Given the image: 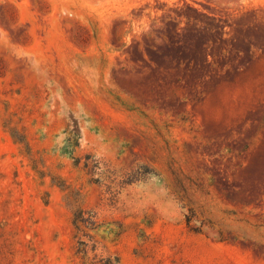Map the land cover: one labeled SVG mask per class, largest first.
Returning <instances> with one entry per match:
<instances>
[{"label":"rangeland","instance_id":"374dc122","mask_svg":"<svg viewBox=\"0 0 264 264\" xmlns=\"http://www.w3.org/2000/svg\"><path fill=\"white\" fill-rule=\"evenodd\" d=\"M0 264H264V0H0Z\"/></svg>","mask_w":264,"mask_h":264},{"label":"trees","instance_id":"16d2710c","mask_svg":"<svg viewBox=\"0 0 264 264\" xmlns=\"http://www.w3.org/2000/svg\"><path fill=\"white\" fill-rule=\"evenodd\" d=\"M80 214H82V212H80L79 215H80ZM78 220H79V216H76V218H75V220H74L76 226H79V224H78L79 221H78Z\"/></svg>","mask_w":264,"mask_h":264}]
</instances>
